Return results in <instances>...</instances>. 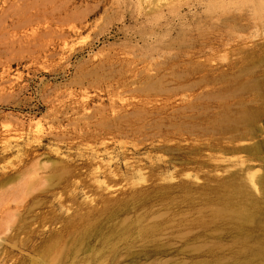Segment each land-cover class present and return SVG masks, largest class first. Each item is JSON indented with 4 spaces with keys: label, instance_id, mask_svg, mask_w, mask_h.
I'll list each match as a JSON object with an SVG mask.
<instances>
[{
    "label": "rangeland",
    "instance_id": "1",
    "mask_svg": "<svg viewBox=\"0 0 264 264\" xmlns=\"http://www.w3.org/2000/svg\"><path fill=\"white\" fill-rule=\"evenodd\" d=\"M27 1L53 56L30 65L28 37L0 55L2 136L47 127L55 92L122 118L0 144V175L23 171L0 185V264H264V0Z\"/></svg>",
    "mask_w": 264,
    "mask_h": 264
},
{
    "label": "bare ground",
    "instance_id": "2",
    "mask_svg": "<svg viewBox=\"0 0 264 264\" xmlns=\"http://www.w3.org/2000/svg\"><path fill=\"white\" fill-rule=\"evenodd\" d=\"M32 1V0H31ZM33 1H36V0H33ZM45 1V0H44ZM51 1V2H50ZM47 0L45 1V5H46V2H50L54 4V2H52L53 0ZM63 1V0H62ZM38 3V1H36ZM35 2V4H37ZM39 3H41L39 1ZM42 3H44L42 1ZM63 3V2H62ZM4 4L6 5V7L3 8V11L1 12V16H0V55L3 54V52L7 49L9 50L10 46L12 47L14 45L17 44V43H20L19 45L23 46L22 47V50L21 49H18L21 50L22 53H24V50H27L28 51V58L31 60L30 62V65L31 64H34V65H39V66H46V63L44 62V58L42 59V56L44 54H46V57L47 56H53V52L51 53V51L48 52V49H46L45 47H47L50 43L46 44V46L44 48L43 45L40 46L38 45L39 43H44V40H42V42H38V38L36 40V35L38 36H41V38L43 37L42 35H39L40 33H38L40 30V28L42 26H45L46 29H50L52 28V17H49L48 16V11L49 9H47L48 11L46 10H42L40 9L38 5H35V4H32L31 2L27 1V0H5ZM64 4V3H63ZM62 4V5H63ZM35 5V6H34ZM43 5V4H42ZM58 6V5H57ZM3 7V5H2ZM48 7V6H47ZM55 7V6H54ZM62 8V7H61ZM55 10V9H54ZM60 10V9H59ZM53 11V9H52ZM56 12V11H55ZM54 13V11H53ZM67 14V13H66ZM50 15V14H49ZM59 17V16H58ZM57 17V18H58ZM56 18V19H57ZM60 18V17H59ZM67 18V17H66ZM67 21V20H65ZM64 21V22H65ZM69 22V21H68ZM70 23V22H69ZM73 24V23H72ZM71 26V25H70ZM64 27V26H62ZM68 27V26H67ZM77 27V26H76ZM25 28L26 30H28L27 28H30L29 31H32L31 32H26V34H22V35H19V30L21 29H24L25 31ZM73 28V26H72ZM57 29V28H56ZM61 29V27H60ZM47 30V31H48ZM52 30V29H51ZM51 30H49L48 32H46V34L48 33H53L51 32ZM61 31V30H60ZM64 31V30H63ZM59 32V31H58ZM24 33V32H23ZM30 33L32 34V36L30 35ZM38 33V34H37ZM55 33V32H54ZM59 33H63V32H59ZM45 34V33H44ZM45 34V35H46ZM50 34V35H51ZM9 35V36H8ZM49 35V34H48ZM61 35V34H60ZM63 35V34H62ZM54 36V35H52ZM28 37L27 39V45H26V48L24 47L23 44H26L24 42L25 38ZM46 37V36H45ZM44 37V38H45ZM34 38V39H33ZM40 38V39H41ZM48 38V37H47ZM62 38V37H61ZM46 39V38H45ZM65 39V37H64ZM48 40V39H46ZM67 40V38H66ZM64 41V40H63ZM49 42V40H48ZM51 42V41H50ZM66 43V41H64ZM47 43V41H46ZM63 43V42H62ZM67 45V44H66ZM12 47V48H14ZM25 48V49H24ZM56 48V47H55ZM61 48V47H60ZM24 49V50H23ZM68 49V48H67ZM11 51H13V54L16 53L14 51H16L15 49L12 50L10 48ZM9 50V53H11ZM66 50V49H64ZM75 50V49H74ZM25 51V52H26ZM73 51V50H72ZM67 52V51H66ZM58 53V52H56ZM55 53V54H56ZM8 53L6 52V55ZM12 54V53H11ZM25 54V53H24ZM23 54V55H24ZM54 54V55H55ZM67 54V53H66ZM68 54H70V52H68ZM15 55V54H14ZM22 55V54H21ZM63 55V54H62ZM10 55H8L7 58H9ZM13 56V55H12ZM26 56V55H25ZM5 57V59H7ZM69 57V56H68ZM1 58V57H0ZM14 58V56H13ZM23 58V56H22ZM25 58V57H24ZM23 58V59H24ZM48 58V57H47ZM46 58V59H47ZM12 59V58H11ZM66 59V58H65ZM9 61V59H7ZM14 60V59H13ZM12 60V61H13ZM64 60V59H63ZM68 60V59H67ZM58 61V60H57ZM65 61V60H64ZM51 62V61H50ZM61 62V60H60ZM68 62V61H67ZM53 63V62H51ZM55 63V62H54ZM45 64V65H44ZM50 64V63H49ZM58 64V63H57ZM66 64V63H65ZM86 64V63H85ZM3 65H6L4 64V62L0 59V66H3ZM53 65V64H52ZM56 66V64H54ZM53 65V66H54ZM79 65V64H78ZM41 66V67H42ZM51 66V65H48V67ZM52 66V67H53ZM8 67V66H7ZM10 67V65H9ZM8 67V68H9ZM28 67V66H27ZM4 68H6V66H4ZM11 68V67H10ZM47 68V67H46ZM80 68V67H79ZM132 68V67H131ZM30 69V68H29ZM48 69V68H47ZM99 69V68H98ZM5 70V69H3ZM36 70V69H35ZM115 70V69H114ZM130 70V69H129ZM22 71V70H21ZM39 71V70H38ZM58 71V70H57ZM82 70H80V73H81ZM6 71H4L5 73ZM19 72V71H18ZM23 72V71H22ZM112 72V71H111ZM115 72V71H114ZM126 72H128L126 70ZM25 73V72H24ZM91 73V72H90ZM6 74V73H5ZM87 74V73H85ZM85 74H83L85 76ZM89 74V73H88ZM120 74L122 75L123 72H120ZM3 75V74H1ZM32 75V74H31ZM121 75H120V78H121ZM13 76H15L13 74ZM20 76V75H19ZM23 75H21L22 77ZM3 77V76H2ZM12 77V76H11ZM20 77V78H21ZM42 77V76H41ZM86 77V76H85ZM19 78V77H18ZM16 78V79H18ZM19 78V79H20ZM23 78V77H22ZM21 78V79H22ZM43 78V77H42ZM81 78V77H80ZM8 79V78H7ZM14 79V78H13ZM18 79V80H19ZM122 79V78H121ZM17 80V81H18ZM80 80V79H79ZM78 80V81H79ZM6 81V80H5ZM15 81V79H14ZM13 81V82H14ZM75 81V80H74ZM77 81V82H78ZM82 81V79H81ZM2 82V81H1ZM9 82H12V79L9 80ZM44 82V81H43ZM26 83V81H25ZM57 83V82H56ZM71 83H75V82H71ZM81 83V82H80ZM84 83V82H83ZM135 83V82H133ZM10 84V83H9ZM61 84V83H60ZM69 84V83H68ZM121 84V83H120ZM118 84V85H120ZM123 85H126L128 84V82H123L122 83ZM257 84V83H256ZM5 85V87H4ZM13 85V83L11 84ZM46 85V84H45ZM62 85V84H61ZM59 86V85H58ZM110 86H113L111 83H110ZM129 86V85H128ZM28 87V86H27ZM125 87V86H124ZM258 87V86H256ZM7 88L6 84H0V90L2 92L5 91V89ZM22 88V86L20 87ZM24 88V87H23ZM42 88V87H41ZM12 89V88H10ZM54 89V88H53ZM64 89V88H63ZM67 89V88H66ZM132 89V88H131ZM134 89V88H133ZM132 89V90H133ZM135 89H139L140 88H135ZM259 89H260V86H259ZM4 90V91H3ZM21 90V89H20ZM55 90V89H54ZM60 90V89H59ZM85 90V89H83ZM57 91V90H56ZM72 91V90H71ZM87 89L85 90V92H83L84 96L85 94H87ZM15 92V91H13ZM19 92V91H18ZM22 92V91H21ZM74 92V91H73ZM73 92L71 93H68L67 95L64 93V92H55L54 95H50L48 94L47 96H49L47 99L49 100V102L52 104L51 108L49 109V111L45 114V119H46V122H47V127H44V124L40 121L37 123H31L29 124L30 125V128L27 130V127H26V123H24V121H21V120H15L14 119V116L11 117L14 119V122L13 124L11 125H6L5 127V132L7 131L10 135L9 136H2V133L0 131V144H5L6 146H8L11 142L15 140H17L19 143V140L18 139H21L26 135H30L29 138H33L35 141L37 142H41L42 139H47V138H54V139H63V140H67V139H70V140H79V138H82L84 137L87 133H89L93 128L95 127H100L98 126V124H96L95 122V118H97L98 120L99 119H102L105 123H108L109 124V121H113L114 123L118 122L119 121V117L121 116L120 114V111L122 110L121 107H120V111H119V107H116V105L112 104V110H113V115L110 117V116H107L104 112H103V109L100 110V108H93L91 105H90V100H89V95L86 96V98H82V99H75L74 101L71 100L72 96L74 95ZM77 92V91H76ZM131 92V91H130ZM9 93V92H7ZM51 93V92H50ZM75 93V92H74ZM123 93V92H122ZM0 94H3V93H0ZM6 94V93H5ZM53 94V93H51ZM78 94V93H77ZM8 95V94H7ZM7 95H4V96H7ZM10 96L12 95V92H10L9 94ZM8 95V97H9ZM17 95V94H16ZM122 95V94H121ZM77 96V95H76ZM75 96V97H76ZM3 97V96H2ZM13 97V96H12ZM11 97V98H12ZM15 97V96H14ZM28 97V96H27ZM82 97V96H81ZM4 98V97H3ZM11 98H8L11 99ZM7 99V97H6ZM44 99V98H43ZM1 100V98H0ZM28 100V99H27ZM143 100V99H142ZM45 101V100H44ZM146 101V100H145ZM145 101L143 100V104L145 103ZM7 102V101H6ZM48 102V101H47ZM48 102V103H49ZM148 102V101H147ZM18 103V102H17ZM15 104V103H14ZM131 104V103H129ZM137 105V104H136ZM140 105V104H139ZM95 106V105H94ZM131 106V105H130ZM133 106V105H132ZM97 107V106H95ZM103 107V106H101ZM125 107V106H124ZM92 108V109H91ZM118 108V110L116 109ZM123 108V107H122ZM136 108V107H134ZM141 108V107H140ZM139 108V109H140ZM143 108V107H142ZM105 111H106V108H104ZM144 109V108H143ZM102 111V112H101ZM110 111V110H109ZM36 114V113H35ZM12 116V115H11ZM122 118V117H120ZM64 120H67V125H64L63 121ZM242 120L246 123L248 122H251L253 123L254 121H256L255 119V116L254 114L252 113H245L243 114V117H242ZM9 121L11 122V119H9ZM9 122V123H10ZM30 123V122H29ZM103 122H101L100 124L102 125ZM105 123V124H106ZM113 123V124H114ZM107 124V125H108ZM112 124V126H113ZM104 125V124H103ZM107 125H104L106 128H107ZM110 125H111V122H110ZM103 126V127H104ZM1 127V126H0ZM117 127V126H116ZM109 128V127H108ZM112 128V127H111ZM3 131H4V128H3ZM27 131V132H26ZM97 131V130H96ZM92 132V131H91ZM8 133H5V134H8ZM93 133V132H92ZM100 133V132H99ZM83 139V138H82ZM69 140V141H70ZM68 141V140H67ZM72 142V141H70ZM27 146L25 148V155L26 157H29L31 155V153H33V143L32 142H27ZM40 144H37L36 146L38 147ZM7 148V147H6ZM8 150V149H7ZM0 159L1 160H4L6 159V156L5 155H1L0 156ZM25 160V159H24ZM16 172V173H15ZM15 172H9V173H4L3 175H0V185L1 186H5L13 181H15L16 179H18L21 175H22V170L19 168L17 169ZM14 225L13 224H10V223H0V240H3L5 238H3L1 235L5 234L4 237H6L7 232L12 229ZM15 227V226H14ZM8 237V236H7ZM264 263V262H263Z\"/></svg>",
    "mask_w": 264,
    "mask_h": 264
}]
</instances>
